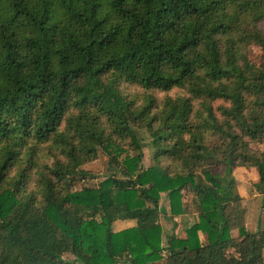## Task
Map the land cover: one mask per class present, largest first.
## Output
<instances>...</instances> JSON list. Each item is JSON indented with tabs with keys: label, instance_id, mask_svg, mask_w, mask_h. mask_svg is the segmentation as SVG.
Segmentation results:
<instances>
[{
	"label": "trees",
	"instance_id": "1",
	"mask_svg": "<svg viewBox=\"0 0 264 264\" xmlns=\"http://www.w3.org/2000/svg\"><path fill=\"white\" fill-rule=\"evenodd\" d=\"M261 145L264 0H0V264H264Z\"/></svg>",
	"mask_w": 264,
	"mask_h": 264
},
{
	"label": "rangeland",
	"instance_id": "2",
	"mask_svg": "<svg viewBox=\"0 0 264 264\" xmlns=\"http://www.w3.org/2000/svg\"><path fill=\"white\" fill-rule=\"evenodd\" d=\"M250 59L253 61H258L261 56V50L257 46H253L250 49ZM261 148L264 147L261 145ZM145 159L144 167L148 168L152 165V155L153 150L149 146L145 148ZM130 152L124 153L121 155V160L124 159L127 155L129 156ZM108 157L105 156L102 152L98 156V159L95 162H92L86 166L89 174V178L85 179L86 181L76 183L77 189H80L83 186H96L98 185L107 175H108ZM233 176L236 180L235 187L239 195L243 200V208L245 209L246 224L247 230L250 233H256L258 231L259 219L262 218V229H264V192H262L257 186L258 183V171L256 168H243L238 167L233 169ZM257 180V181H255ZM255 181V182H254ZM160 205L169 211V200L166 194H161ZM195 217L189 215L179 217V220L176 222L178 226V232L187 225L193 224ZM166 229H172L174 223L163 221ZM186 224V226L184 225ZM130 224H122L117 226V230H122L126 227H129ZM191 226V225H190ZM163 245H166V237L163 236ZM164 261H161L158 264H163Z\"/></svg>",
	"mask_w": 264,
	"mask_h": 264
},
{
	"label": "crops",
	"instance_id": "3",
	"mask_svg": "<svg viewBox=\"0 0 264 264\" xmlns=\"http://www.w3.org/2000/svg\"><path fill=\"white\" fill-rule=\"evenodd\" d=\"M255 181H257V180H255ZM254 181V182H255ZM186 215H189V213L188 212H185V214L183 215V217L184 216H186ZM191 215V214H190ZM191 216H193V215H191ZM182 217V216H181ZM193 217H195V216H193ZM260 224H261V227H260V229H258V231L259 230H261L262 229V218L260 217ZM163 221H165L166 223L168 222V221H166V220H164V217L162 216V219H161V224H162V226H163V228H164V230L165 231H171V229H166V227H165V225L163 224ZM194 222H195V220H194ZM193 222V223H194ZM122 224H130V226L129 227H126V228H124V229H127V228H130V227H132L133 225H134V223L133 222H131V221H120V222H117L116 223V231H121V230H117V226H120V225H122ZM186 225V224H185ZM190 225H192V224H190ZM190 225H187V227H189ZM174 227H172V229H173ZM246 228H247V224H246ZM124 229H122V230H124ZM175 233H178V230L176 229L175 231H174ZM164 264V263H163Z\"/></svg>",
	"mask_w": 264,
	"mask_h": 264
},
{
	"label": "water",
	"instance_id": "4",
	"mask_svg": "<svg viewBox=\"0 0 264 264\" xmlns=\"http://www.w3.org/2000/svg\"><path fill=\"white\" fill-rule=\"evenodd\" d=\"M262 192H264V188H262ZM261 224H260V220H259V225H258V229H260Z\"/></svg>",
	"mask_w": 264,
	"mask_h": 264
}]
</instances>
